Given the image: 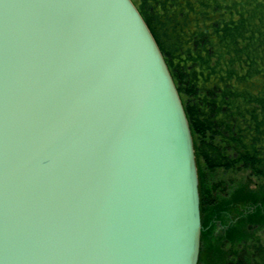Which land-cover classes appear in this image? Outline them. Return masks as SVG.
I'll list each match as a JSON object with an SVG mask.
<instances>
[{
  "label": "water",
  "instance_id": "1",
  "mask_svg": "<svg viewBox=\"0 0 264 264\" xmlns=\"http://www.w3.org/2000/svg\"><path fill=\"white\" fill-rule=\"evenodd\" d=\"M186 113L131 0H0V264H197Z\"/></svg>",
  "mask_w": 264,
  "mask_h": 264
},
{
  "label": "trees",
  "instance_id": "2",
  "mask_svg": "<svg viewBox=\"0 0 264 264\" xmlns=\"http://www.w3.org/2000/svg\"><path fill=\"white\" fill-rule=\"evenodd\" d=\"M131 1L186 113L202 225L210 214L218 226L263 228L264 193L254 189L264 188V0ZM252 239L220 264H264V241Z\"/></svg>",
  "mask_w": 264,
  "mask_h": 264
},
{
  "label": "rangeland",
  "instance_id": "3",
  "mask_svg": "<svg viewBox=\"0 0 264 264\" xmlns=\"http://www.w3.org/2000/svg\"><path fill=\"white\" fill-rule=\"evenodd\" d=\"M261 186L258 185L254 189L252 185V188L254 190L260 189L264 193V188L262 189ZM262 207L264 208V205ZM207 218L208 221L205 225L201 223V233L203 235L200 241L201 261L199 264H220L232 246L235 247L236 252L238 246L241 247L242 243L247 242L249 248L252 238H259L264 241V226L261 229L254 228V224H250L248 220L241 221L239 219H235L230 225L223 223L218 226L214 215L209 214ZM262 218L264 217H260L261 220Z\"/></svg>",
  "mask_w": 264,
  "mask_h": 264
}]
</instances>
